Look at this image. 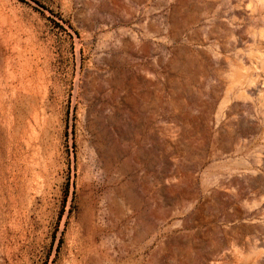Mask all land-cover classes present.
<instances>
[{"label": "rangeland", "instance_id": "rangeland-1", "mask_svg": "<svg viewBox=\"0 0 264 264\" xmlns=\"http://www.w3.org/2000/svg\"><path fill=\"white\" fill-rule=\"evenodd\" d=\"M169 2L0 0V264H264V0Z\"/></svg>", "mask_w": 264, "mask_h": 264}, {"label": "crops", "instance_id": "crops-1", "mask_svg": "<svg viewBox=\"0 0 264 264\" xmlns=\"http://www.w3.org/2000/svg\"><path fill=\"white\" fill-rule=\"evenodd\" d=\"M126 2L129 3V8L132 11L131 17H143V19L146 20L145 28L148 31L149 27V22L151 20H154L158 23L157 20L159 18H163L162 23H165V14L164 10H161L162 14H159L158 12V7L159 2L165 3L164 0H126ZM152 2V3H151ZM161 7H163V4H161ZM230 25H232V21H227ZM256 41L261 44L262 38L261 36H258ZM260 77H264V68L260 69ZM259 111L263 108L264 110V100H261V98H264V90L259 91ZM258 121H259V130L260 134L258 135V141L257 144L255 145V154L253 155L252 159L246 161L249 162L248 165H245L244 168L246 167H256L258 168L259 173H264V115H262L261 112L258 114ZM252 160V161H251Z\"/></svg>", "mask_w": 264, "mask_h": 264}, {"label": "water", "instance_id": "water-1", "mask_svg": "<svg viewBox=\"0 0 264 264\" xmlns=\"http://www.w3.org/2000/svg\"><path fill=\"white\" fill-rule=\"evenodd\" d=\"M165 3L169 2V0H164ZM206 1V0H201ZM180 2V0H174L170 3L171 9H175V6ZM170 9V10H171ZM190 34L186 33V30L181 31L179 35L174 39V48L172 50V54L170 55L169 59H174L175 57L179 58L181 54H184L185 51L190 50ZM219 131L223 129V125H220L217 128ZM164 181V178L162 179ZM199 232V230L197 231ZM195 232V233H197ZM194 234L188 231H184L181 229H172L167 235L166 240L169 243H191L193 241ZM212 259L211 256H207L205 259L204 264H211L210 260Z\"/></svg>", "mask_w": 264, "mask_h": 264}]
</instances>
